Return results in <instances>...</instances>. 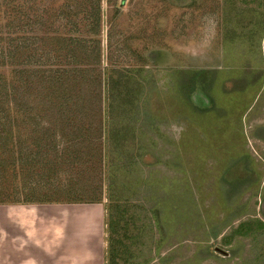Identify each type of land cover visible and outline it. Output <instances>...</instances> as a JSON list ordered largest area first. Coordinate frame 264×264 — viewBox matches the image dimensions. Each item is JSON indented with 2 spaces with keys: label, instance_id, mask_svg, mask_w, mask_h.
Wrapping results in <instances>:
<instances>
[{
  "label": "rangeland",
  "instance_id": "374dc122",
  "mask_svg": "<svg viewBox=\"0 0 264 264\" xmlns=\"http://www.w3.org/2000/svg\"><path fill=\"white\" fill-rule=\"evenodd\" d=\"M64 1L0 0V205L19 252L46 203L92 202L105 264H264V0H101L95 30L79 4L51 22L56 54L15 59L11 25L42 36L36 15Z\"/></svg>",
  "mask_w": 264,
  "mask_h": 264
},
{
  "label": "crops",
  "instance_id": "0c3cea01",
  "mask_svg": "<svg viewBox=\"0 0 264 264\" xmlns=\"http://www.w3.org/2000/svg\"><path fill=\"white\" fill-rule=\"evenodd\" d=\"M184 75L190 76L174 74L170 82L176 84ZM259 91L260 87L251 104ZM1 207L0 264H105L104 210L100 204L46 203L42 211L47 214V220L37 222L41 226V241L34 234L27 236L25 254L18 250V223L16 216L13 217L16 212Z\"/></svg>",
  "mask_w": 264,
  "mask_h": 264
},
{
  "label": "trees",
  "instance_id": "16d2710c",
  "mask_svg": "<svg viewBox=\"0 0 264 264\" xmlns=\"http://www.w3.org/2000/svg\"><path fill=\"white\" fill-rule=\"evenodd\" d=\"M72 1L73 0H65L63 2V5L59 6L57 10H54V7L45 8L43 10V13L36 15L37 20H34V24H37V25L41 26L42 28H47L48 31L43 32L42 36H39V37L35 36V39H32L30 41H28V39L26 40V38L23 37L24 34H19L20 31H19V33L16 31V27L19 24L16 25V23L14 22L11 25V29L13 30L11 32L12 33L11 35L20 36L17 41H11L12 47L15 48L14 52H16L15 59L18 58V56L21 54H25V57H26L31 46H35L38 49V48H41L42 46H44V44H46V43L51 46V48L54 50V53L56 54L59 47H60V43L63 42L64 38L58 34H55L58 29L54 28V27L52 28L51 22L56 17L58 18V17H61L62 15H64V17H65L64 20L68 22V18H72L71 13L75 12L74 9L79 10V4H81L82 7H84L83 10L85 12L87 11V9L85 7L90 4L92 9L90 8L89 13H94L93 14L94 15V24H95L94 30L98 28V25H99L98 19H99V14L101 11V8H100L101 0H91V3L89 2L90 0H88L84 3L79 1L78 4H74V2L72 3ZM75 1H78V0H75ZM107 1H109V0H107ZM70 3H72V5H74L75 8L73 7V9H71ZM12 20H14V18H12ZM20 22H22V23L24 22L27 25H31V23L28 19H22ZM49 31L50 32L55 31V33L50 34ZM14 52H13V57H14ZM66 72H69V71H66ZM51 74L52 75L47 76L44 80L46 81V83H51L53 86H55V88H53V91H55V92H53V91L52 92H53L54 96L59 98V95L62 94V90H63V89L61 90V85H59V84L61 83L62 77H63V75H65V73L61 72V70H54V71H52ZM44 118H46V122L47 121L50 122L51 115L46 113ZM52 123H54V122H52ZM0 164H1V162H0Z\"/></svg>",
  "mask_w": 264,
  "mask_h": 264
}]
</instances>
